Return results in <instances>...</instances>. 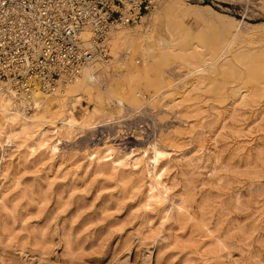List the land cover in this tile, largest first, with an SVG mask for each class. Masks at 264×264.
Returning <instances> with one entry per match:
<instances>
[{
  "label": "rangeland",
  "instance_id": "obj_1",
  "mask_svg": "<svg viewBox=\"0 0 264 264\" xmlns=\"http://www.w3.org/2000/svg\"><path fill=\"white\" fill-rule=\"evenodd\" d=\"M154 2L96 82L42 100L45 125L72 112L56 154L0 148V264H264V0ZM146 115L152 141L93 140ZM156 140L159 202L145 168L89 160Z\"/></svg>",
  "mask_w": 264,
  "mask_h": 264
},
{
  "label": "built area",
  "instance_id": "obj_2",
  "mask_svg": "<svg viewBox=\"0 0 264 264\" xmlns=\"http://www.w3.org/2000/svg\"><path fill=\"white\" fill-rule=\"evenodd\" d=\"M154 0H0V89L10 86L24 98L35 91L52 95L73 83L81 70L109 60V34L135 26ZM88 28L91 37L85 40ZM100 126L93 140L121 139L125 145L156 139L160 129L149 115ZM123 122V121H121ZM115 124V123H114Z\"/></svg>",
  "mask_w": 264,
  "mask_h": 264
},
{
  "label": "bare ground",
  "instance_id": "obj_3",
  "mask_svg": "<svg viewBox=\"0 0 264 264\" xmlns=\"http://www.w3.org/2000/svg\"><path fill=\"white\" fill-rule=\"evenodd\" d=\"M144 18L145 16L143 19ZM125 27L129 26L120 27L109 34L106 43L110 49V40H113L114 43H118L120 38L124 36L121 29ZM91 35L90 30L86 28V31L83 33L85 40L90 39ZM109 61L110 60L96 61L93 65L83 68L73 83L60 88L54 95L62 92L64 89L72 90L77 87L85 88L90 86L97 81V76L102 73V70L98 71L100 67L95 66L98 64L107 66ZM52 95L44 94L41 91H35L31 97L27 99L19 95L10 86H3L0 89V148L13 143L17 144V147L20 148L25 143L28 149V155L30 156L38 154L41 150H47V154L50 156L58 152L59 145L62 143L60 131H62L61 129L65 128L66 125H73V120L71 112L66 116L65 120H62L63 127L57 128L55 125H45V121L43 122L38 119L42 100L45 99V96ZM76 98L80 99L78 96H76ZM19 140H22L21 143H18ZM172 151L173 150L165 147L161 142L156 140L145 148H131L123 150L120 154H117L116 148L112 146V144H109L103 148L102 154L99 155L97 152H93L89 153L88 156L89 160H91V164L95 163L102 168L105 165H109L111 171L128 167L133 170L145 168L149 176L147 197L150 201L159 202L170 191V187L165 183V175L168 170L166 161L171 158Z\"/></svg>",
  "mask_w": 264,
  "mask_h": 264
}]
</instances>
